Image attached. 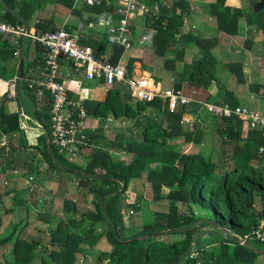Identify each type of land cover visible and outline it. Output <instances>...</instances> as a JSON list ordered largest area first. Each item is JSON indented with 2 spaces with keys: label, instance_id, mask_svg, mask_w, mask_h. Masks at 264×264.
<instances>
[{
  "label": "trees",
  "instance_id": "obj_1",
  "mask_svg": "<svg viewBox=\"0 0 264 264\" xmlns=\"http://www.w3.org/2000/svg\"><path fill=\"white\" fill-rule=\"evenodd\" d=\"M54 1L65 9L71 8L73 4V0ZM159 2V19H148V24L140 26L143 28L142 32L150 37L148 42L153 53L158 60H163L162 66L173 67L175 62L184 60L188 43H193L200 55L190 62H184V71L175 73L176 82L173 87L182 89L183 83L188 82L194 87L206 88L215 79L216 58L212 48L217 44V38H205L199 30L188 25L191 24L189 0ZM208 5V13L215 20L221 35L237 36L241 21L254 31L260 30L264 34V0H243L240 7L234 6L232 0H212ZM0 7L4 9L0 18L13 24L26 22L35 9L34 3L27 0L22 1L16 12V3L9 0H4ZM77 7L72 12L80 18L87 11H108L102 6ZM90 19H96V16H91ZM40 20L36 25L41 32L55 28L51 18ZM102 33L81 43L103 49L107 45V36ZM29 41L27 39L26 43ZM34 46L37 52L42 49L35 42ZM10 49L7 53L13 56V46ZM122 50V47L116 49L110 59L112 63L117 61ZM23 53L25 76L29 68H38L39 63L29 62L30 52L24 45ZM167 54L174 58L167 59ZM133 61H128L129 72L133 68ZM226 66L237 83L245 81L240 61H229ZM1 78L0 173L7 175L20 172L25 176L33 173L31 181L34 185L24 190L31 200H38L41 198L40 194L45 193L43 181L55 180L58 187L51 194L62 195L64 211H78L79 206L73 200L77 195L82 196L83 204L91 195L93 207H85L77 217L58 220L49 210L44 211L45 213L37 212V220H42L46 226H53L46 241L41 236L46 231L44 229H38V237L26 238L22 236L25 230L23 227L30 221L25 218L16 222L6 220L9 214L15 212L16 207L24 206L28 213L35 208L36 201L33 202L34 205L28 203V200L19 201L16 198L15 184H9L3 192L0 191V247H9L8 250L6 247V251L3 249L0 264H33L35 259H39L40 264H78L79 256H82L85 264H260L259 258L264 252L259 250L264 249V242L250 234V227L264 216V130L250 129L243 137L239 119L221 118L215 131L221 139L222 151L216 158L199 151L182 153L176 149L177 143L171 142V139L180 137L186 142L200 144L202 129L195 127L186 131L181 122L182 115L196 111L199 104L190 101L169 110L167 100L160 98L134 102L129 90L123 86H110L103 82H99V85L105 93L99 99L96 95L97 85L91 87L87 84L91 87L89 88L83 83L79 97L83 100L88 115L98 119L95 131L90 133L89 140L93 145L103 136V125L107 118L133 120V126L128 130L131 141H125V132L122 131L107 146L109 150L112 148L115 152L129 155L128 161L115 158L109 150L96 148L87 155L84 166L78 164V157L92 148L80 149L73 161H69L52 144L51 153L48 151L45 132L50 136V96L43 94L40 98L30 91L25 81L19 83V89L35 106L42 104L41 109L34 111L38 122L28 129L23 108L14 111L7 109L6 103L11 97L8 96L7 79L5 76ZM248 85L250 90L258 91L264 98V85ZM220 89L216 103H228L231 106L239 104L231 90L225 87ZM23 94L20 97L23 98ZM73 95L70 91V96ZM38 98L40 102L36 101ZM149 109H157L163 113L161 122H153L147 116L146 111ZM142 113L146 114L145 121L140 120ZM137 127L140 129L136 136ZM2 135L7 137V141L1 138ZM228 143L232 145L229 154L224 149ZM261 147L263 150L259 152ZM154 163L160 164L156 167ZM70 169L85 173H74ZM144 171L147 172L146 181L152 192V200L165 201L167 210L155 214L152 222L143 224L138 232L132 234L123 226L122 208L125 202L130 212H139L140 204L127 191L132 179L140 177ZM12 176L7 179L12 181ZM120 182L124 183L125 188L116 193L121 186ZM163 186L168 188L165 194L161 193ZM69 194L73 197H69ZM9 199L10 203L5 201ZM257 200L260 203L259 210L255 208ZM192 206L203 210L208 220L198 223L202 218L196 215ZM205 227L211 228L208 239L200 237L201 228ZM166 229L170 230L162 232ZM218 233H224V238L211 241V236ZM177 234L183 236L172 238ZM138 236L141 238L124 242ZM240 237H245L252 246L243 244ZM102 238L107 241L110 249L101 251L92 259L88 258L87 252Z\"/></svg>",
  "mask_w": 264,
  "mask_h": 264
},
{
  "label": "built area",
  "instance_id": "obj_2",
  "mask_svg": "<svg viewBox=\"0 0 264 264\" xmlns=\"http://www.w3.org/2000/svg\"><path fill=\"white\" fill-rule=\"evenodd\" d=\"M74 2L110 8L118 17L114 19L110 13L100 14L99 24L106 27L109 36L108 51L82 44L79 33L69 32L64 27L31 32L23 24L8 23L0 18V36L11 37L15 58L20 57L22 44L27 39L42 48L39 52V67L35 70L29 68L23 81L27 83L30 91L37 95L48 94L52 99L49 145L52 144L59 152H63L69 161L75 159L80 149L94 147L89 139L90 133L95 131L97 125L88 126L87 120L91 117L98 122L97 118L88 115L83 100L79 97L82 83H77V88L70 85L69 80L75 76L110 86H123L129 90L134 102H145L154 98L167 100L169 110H174L178 104L190 102V98L186 97L181 89L162 88L159 83L151 80L150 76L140 73L137 75L133 68L131 72L128 71L127 51L150 40L149 35L145 33H140L136 37L132 27L138 24L139 20L148 22V19L152 21L159 19L157 14L161 7L159 0H74ZM1 11L0 7V14ZM117 47H122L123 50L117 61L112 63L110 59ZM23 81L17 75L7 80L9 97H16L19 83ZM71 90L78 95L70 96ZM203 107L208 114L218 119L233 117L239 119L247 129L264 130V112L254 111L240 104L231 106L228 103H204ZM112 120H114L112 117L107 118L103 125L104 129H108ZM1 138L7 141L5 135ZM262 150L261 147L259 152ZM250 234L264 242V216L250 227ZM240 239L244 240L245 237Z\"/></svg>",
  "mask_w": 264,
  "mask_h": 264
},
{
  "label": "crops",
  "instance_id": "obj_3",
  "mask_svg": "<svg viewBox=\"0 0 264 264\" xmlns=\"http://www.w3.org/2000/svg\"><path fill=\"white\" fill-rule=\"evenodd\" d=\"M9 1L12 2L13 4L16 3V7L14 9V12H16L23 0H9ZM27 1L30 3H34V6H35L34 12L30 15V18L26 22H23V25H25L31 32H33V31L41 32V30L37 27L36 24H39V22L41 21L40 19L51 18L53 20L52 24H55V28L64 27L69 32H77L80 34L81 41H86L92 37L99 36V34H101L103 31H105L102 34L103 35L105 34L107 36V45H108L109 36L105 30L106 27L104 25L99 24L100 14H102V13H96L94 11H90V12L87 11V12L83 13V18H80L76 15H73V12H72L73 9L78 8L77 6H79V5L85 6L83 4H76L74 2V0H73V4H72L71 8H69V9H65L59 5H56L54 0H27ZM203 1L204 2L200 1V3H202L204 6L207 3L209 4L212 0H203ZM242 1L243 0H232L233 5L236 7H240ZM3 2H4V0H0L1 5L3 4ZM189 3L191 6V20H189V21L191 24H188V25H191L192 28L199 30L205 38H213V37L217 38L218 42L212 48V53H213L214 57L216 58L215 68H220L222 70H225L223 72L230 74L231 78H232V83H231L230 79H227V78H226V81H224V76H221V74L223 72H220V71H216V73L214 72L215 73V79L212 80L208 84V86L206 87L207 97L205 99L198 98L199 95L196 93V91H198L199 89H203V88H197V87L193 86L194 89L197 88L196 91H193L195 96L187 95L184 92L188 96V98H190L191 102H196L197 104H199V106L197 107L196 111H194V112L184 113L182 115V119H185V118L189 119L190 118L189 120H186V121L193 124L194 127H198L200 129H202V131H203L202 140H201L200 144H193L190 142L189 147H191V145H195V149L192 151H194V152L199 151V152H202L203 154H205L207 156L209 154H211L213 156V158H216L217 155L220 153V151H222V146L219 144V141H221V139L219 137L218 144H216L215 142H212L211 140L213 139V136L214 137H215V135L219 136L215 131V129L217 128V123H218L219 119L208 114L204 110L203 105H204V103H216V96L221 91L220 88L225 87V88L231 90L236 95L238 102L240 101L239 98H240L241 94H243V93L247 94L251 99L252 105L256 106L255 108H251V109L254 111H258V112H264V98L262 97L261 94L258 93V91L257 92L252 91L248 87L249 83L264 85V34L260 30L254 31L253 29H251V27H247V25L241 21L240 22L241 24H239L240 26H239L237 36H229V37L223 36L218 32L215 20L212 17H210V15L208 13L209 9H208V12L206 11V13H203V10H201L200 5L197 4V2L195 0H189ZM98 7H100V6H98ZM63 9L66 10L67 12L63 13L61 11ZM105 9L108 11H105L103 13H105V14L110 13L114 19L118 18V17H116V15L112 9H110V8H105ZM3 12H4V9L2 7V11H1L0 16L2 15ZM91 16H96V19H90ZM59 20H61V21H59ZM80 22H83L84 24H79ZM140 22L141 23L138 22V24H148V22H145L143 20H140ZM67 28H69V29H67ZM132 28L134 29L136 37L139 36L140 33L141 34L143 33L142 32L143 28L138 27L137 24H134ZM26 42H27V40L25 41V43L23 45H24V47L26 46L29 49V52H30L29 59H28L29 62H32V63L35 62L36 64L39 63L38 61H39L40 55H39V52H37L35 49L34 42H32L31 40L28 43H26ZM107 45L102 50L108 51L109 49L107 48ZM12 46L13 45H12L11 37L3 38L2 36H0V77L5 76L4 74L6 72L9 74L8 76H5V78L7 80L9 78H11L12 76L17 75L18 66H19V61H18L19 59H16L15 57H13L9 53H7V51L11 50L10 48ZM22 50H23V48H22ZM186 50L192 56L196 57V56L200 55V53L198 52V49L193 45V43H188ZM115 52H116V50L114 51V54H115ZM188 53H186V51H185L184 54L187 56ZM38 56H39V58H38ZM131 57H132L131 59H133L135 62L136 55L131 54ZM232 60H237V61H240L242 63L241 69L243 71L244 80H245L242 84L237 83L236 81L234 82V78H233L234 75H232V73L230 72V70L226 66V64ZM31 69L35 70L37 68L32 67ZM133 69H134V73L138 75L139 71H137V69H135V68H133ZM62 70L64 71L65 68H62ZM161 75H162V73L158 74V75L156 74V77H157L156 80H158L156 82H160L159 80H160ZM148 76H150V75H148ZM80 77H82V76H80ZM80 77L75 76L73 79L69 80L70 85L74 88H77V83L81 82L82 83L81 85L84 86L83 85L84 81ZM64 79L66 80L67 78L65 77ZM93 83H94V85H97V87L95 86V88L98 91L99 88H101V86L99 85V82H93ZM0 84H1V80H0ZM94 85H93V87H94ZM184 86L185 85L183 84V86H182L183 91H184V89L188 88L187 86H185V87ZM0 91H1V87H0ZM71 92L75 95H78L75 91L71 90ZM21 94H23V92L18 87L17 96L15 98H11V100L6 103V107L9 111L17 110L20 107L24 108L23 104H22V100L24 101V99L31 101V103H32L31 107L33 110V115H34V111L37 108H39V109L42 108V104L38 103L39 105L35 106L33 101L31 99L27 98L24 94L23 95L25 97L24 96H23V98L20 97ZM80 94H82L81 89H80ZM37 96L41 98V95H37ZM40 98L36 99V101L40 102V100H39ZM98 98L100 99L102 97L98 96ZM12 103H16L17 108H15V109L11 108L10 104H12ZM240 105H242V104H240ZM242 106H245V105H242ZM149 110H151V112L153 110V112L156 111L158 113H162L157 109H149ZM149 110H147V111H149ZM24 111H25V109H24ZM147 114H149V112H147ZM24 121H25V119H24ZM119 121H120V119H119ZM36 122H38L37 119H36ZM36 122L32 123L31 125L26 124L27 128L30 129ZM25 123H26V121H25ZM95 124H96V121H95ZM95 124H93V125H95ZM113 124H114V122H113ZM114 126H116V125L114 124ZM241 128H242V136L245 137L250 129L245 128L243 124H242ZM231 146L232 145L229 143L225 144L224 149L227 151V154L230 153ZM94 148H95V146H94ZM91 150L92 149L85 150L83 153H81V155L78 157L77 162L85 163L86 157L90 153ZM263 164H264V158H263ZM158 166H159V164H157L156 167H158ZM152 167H155V166H152ZM12 183H14V182L11 181V184ZM16 188L17 187L15 186V189ZM73 189H74V186L72 185L71 190H73ZM5 201L7 202V200H5ZM255 208L257 210H259V208H260V203L258 200L256 202ZM194 211H196L198 213V211L196 209Z\"/></svg>",
  "mask_w": 264,
  "mask_h": 264
},
{
  "label": "rangeland",
  "instance_id": "obj_4",
  "mask_svg": "<svg viewBox=\"0 0 264 264\" xmlns=\"http://www.w3.org/2000/svg\"><path fill=\"white\" fill-rule=\"evenodd\" d=\"M197 2V4L200 5L201 10H203V13H206V11L208 12L209 9V5L208 3L205 4L203 6L202 3H200V1L204 2L203 0H195ZM205 9V10H204ZM63 13H66V10H61ZM63 19V18H62ZM61 21V20H59ZM139 23L140 20L138 21ZM142 24H137L138 27H140ZM185 53V52H184ZM186 53H188V51L186 50ZM131 54H135L136 55V60L135 62L133 61V68L137 69V71H139L140 74H143L144 76H148L150 75L151 80H153L154 82H156V74H161L160 76V82L159 85L162 88H174L173 85L176 82V77H175V73L179 74L180 72L184 71V62H190L193 60V58H195V56H192L191 54L188 53V55L186 56L184 54V60L183 61H178L175 62V64L173 65V67L170 66H162V59H157L156 55L153 53L149 42H146L144 45H137L136 47H134L133 49H130L127 51V56H129V60L132 58ZM165 57L168 59H172L174 58L173 55L167 54L165 55ZM168 65V64H166ZM216 71H220L223 72L225 70H222L220 68H215V73ZM229 72V71H228ZM230 73V72H229ZM153 76H152V75ZM5 76H8L9 74L5 72L4 74ZM221 76H224V81H226L227 79H230L231 83H232V78L231 75L223 72L221 74ZM80 77V76H79ZM153 77V78H152ZM1 78V77H0ZM83 81L85 86L89 87L87 84H90L91 87H93L94 83L92 81H87L85 80V78L80 77ZM234 78V77H233ZM2 80V78L0 79ZM235 82V79H234ZM161 83V84H160ZM185 86H187V89H181L183 94L188 97L187 95H191V96H195L193 91H196V89L193 88V86L191 84H189L188 82H184L183 83ZM242 84V83H240ZM184 86V87H185ZM233 86V85H232ZM89 87V88H91ZM192 87V88H191ZM249 87V85H248ZM250 89V88H249ZM92 90V89H91ZM94 91V90H92ZM98 93L96 94L97 96H103L105 93V90L103 88H100L98 91ZM187 94H185V93ZM219 92V91H218ZM196 93L199 95L198 98L200 99H205L207 97V92H206V88L203 89H199L198 91H196ZM244 94V93H243ZM241 94L240 95V101L239 103L242 105H245L247 107L251 108H255V105H252L251 103V99L247 94ZM22 104H23V109H25V111H23V116L24 119L26 121V124L31 125L32 123L36 122V119L33 115V110H32V103L31 101L24 99V101L22 100ZM11 108L15 109L17 108V104L16 103H12L10 104ZM21 108V107H20ZM162 111V110H161ZM147 112H149V114H147ZM146 114L147 116L151 117L153 119V122H161V120L163 119V114L162 113H158L156 111L151 112V110L147 111ZM146 114L141 115L140 120L145 121L146 118ZM145 116V117H144ZM190 119V118H189ZM189 119H182V127L184 130L189 131V130H193V128H195L193 126V124L187 122L186 120ZM114 122V124L116 126H114L113 122L109 123V127L108 129H104L105 131L103 132V136L100 137L98 140V142L95 143V148L92 147V150L98 148L100 150H109L107 147L109 145V142H112L115 140L116 138V134L121 133L122 131L125 132V141H131V137L129 138V134H128V130L129 128H131V125L133 126V120L130 119H121L120 121L119 119H114L112 120ZM87 124L88 126L95 124V120L93 118H88L87 120ZM139 127L135 128V134L137 136V133L139 131ZM133 139V137H132ZM218 139L219 136L215 135V137L213 136V139L211 140L212 142H215L216 144H218ZM108 141V143H107ZM171 142H176V149L178 151L181 150V152H191L192 150L195 149V145H191V147H189V143L190 142H186L184 141V139L178 137V138H174L173 140L171 139ZM220 144V141H219ZM183 150V151H182ZM110 154H112V156H114L115 158H119L122 161L126 160L128 161L130 159V156L127 155L126 153H121L119 151L115 152V150H113L112 148L109 150ZM35 154L32 152H29V154ZM42 164V162H41ZM78 164H83L85 166V163H79ZM160 164V163H159ZM82 165V166H83ZM153 165L157 166V163H154ZM46 167V166H45ZM14 174V175H13ZM13 174L8 173L7 175L0 173V191L3 192L4 188L6 189V186H9V184L11 185V180L7 179V177H11L12 175V182H14L15 186L17 187L15 191H17L16 194V198L20 201H24V200H28V203H30L31 205H34V201H36L35 203V208L29 210V212L27 213V210L25 209L24 206H20V207H16V211L14 213H11L8 215V218L6 221H12V222H16L20 219H27L29 222V224L27 226L23 227V233L22 236L28 238V237H33V236H37L38 237V229L39 230H46L45 233L43 232L41 234L43 241H46V237L47 234H49V230L52 228V224L49 226L42 221V220H37V212H41V213H45L44 211H51L52 213H54L55 219H67L68 217L71 216H79V214L81 213V211L84 210L85 207L87 208H92L93 207V199L92 196L89 195L87 201L85 202V204L81 203V195H77L73 198V200L77 203L78 207V211L75 212H70L67 213L66 211H64L63 209V197H61L62 195L56 193L55 195H52L51 193H55L57 190V182L55 180H50V181H43L42 185H43V189L45 191V193L40 194L41 198H39L38 200H31L28 197V194L26 191L28 187L33 186L32 185V181L30 180V177L33 176V173H30L29 175H22L20 172L15 173L13 172ZM6 176V178H5ZM146 176H147V172L144 171L141 173L140 177L137 178H133L132 181L129 183L128 186V191L127 193L131 194V196L133 197L135 202H138L140 204V209L139 212H130L129 208H127L128 206L125 204L124 202V207L122 208V212L124 213V217H123V226H125V229L128 231V233H136L138 232L141 228L142 225L148 222H152L155 218V214L157 213H162L165 212L167 210V205L165 203V201H153L152 200V192L150 191L149 185L146 181ZM5 179L6 180V184H5ZM122 184L120 182V188H122ZM118 189V190H119ZM123 191V190H121ZM168 192V188L166 186H163L161 188V193L165 194ZM69 197H73L71 196V194H69ZM51 199H53L51 201ZM126 201V200H125ZM7 202H11L10 199L7 200ZM51 204V205H50ZM193 210H197L198 213L196 211H194L196 213L197 216L201 217L202 219L200 221H198V223H202L204 222L203 220H208L207 215L205 214L204 211H202L200 208L196 207V206H192ZM198 208V209H197ZM27 216V217H25ZM167 230V229H166ZM165 231V230H164ZM2 232V228H0V233ZM166 232V231H165ZM211 232V228L210 227H205V228H201V238H205L208 239V235ZM214 233H216L215 231H212ZM224 233H218L215 235L211 236V241H216L219 239L224 238L223 237ZM181 236H183L182 234H177V235H173L172 238L176 239V238H181ZM6 247H0V257L1 254L4 253V250L6 251ZM4 249V250H3ZM9 249V247H7V250ZM110 246L107 243V241L102 238L91 250H89L87 252V256L88 258L90 257V259H92L93 257H95L96 255H98L101 251L104 250H109ZM259 263L260 264H264V255H262L259 258ZM33 264H40V260L39 259H35L33 261ZM78 264H85L82 261V256H79V263Z\"/></svg>",
  "mask_w": 264,
  "mask_h": 264
},
{
  "label": "water",
  "instance_id": "obj_5",
  "mask_svg": "<svg viewBox=\"0 0 264 264\" xmlns=\"http://www.w3.org/2000/svg\"><path fill=\"white\" fill-rule=\"evenodd\" d=\"M17 76H18V78H19L21 81H23V79H24V53H23V50L21 51V55H20V59H19V66H18ZM45 134H46V138H47L48 151L51 153V148H50V145H49V134H48L47 132H45ZM70 171H71V172H74V173H85V172L78 171V170H74V169H70ZM124 188H125V185L122 184V188L119 189V190H117L116 193L120 192V191L123 190ZM103 204H104V202H103ZM105 216H107L106 211H105ZM223 229H224V228H223ZM168 230H170V229H167V230H165V231H168ZM224 230H225V231H228L227 229H224ZM165 231H162V232H165ZM158 233H160V232H158ZM158 233H154V234H158ZM143 237H144V236H143ZM140 238H141L140 236H138V237H131V238L125 240L124 242H129V241H133V240H135V239H140ZM239 240H240L243 244H246V245H248V246H252L251 243L248 242V241L245 240V239H244V240H241V239L239 238ZM259 251H260V252H264V249L259 250Z\"/></svg>",
  "mask_w": 264,
  "mask_h": 264
}]
</instances>
